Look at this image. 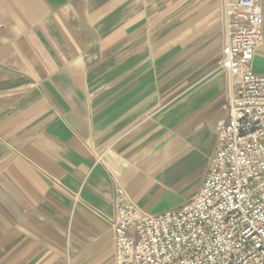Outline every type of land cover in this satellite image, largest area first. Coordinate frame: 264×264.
Instances as JSON below:
<instances>
[{"label":"crops","instance_id":"crops-1","mask_svg":"<svg viewBox=\"0 0 264 264\" xmlns=\"http://www.w3.org/2000/svg\"><path fill=\"white\" fill-rule=\"evenodd\" d=\"M236 1L0 0V264H115L117 188L151 215L200 193Z\"/></svg>","mask_w":264,"mask_h":264},{"label":"built area","instance_id":"built-area-1","mask_svg":"<svg viewBox=\"0 0 264 264\" xmlns=\"http://www.w3.org/2000/svg\"><path fill=\"white\" fill-rule=\"evenodd\" d=\"M227 16L222 67L234 92L202 189L151 215L117 188L115 264H264V74L253 70L262 0H237Z\"/></svg>","mask_w":264,"mask_h":264}]
</instances>
